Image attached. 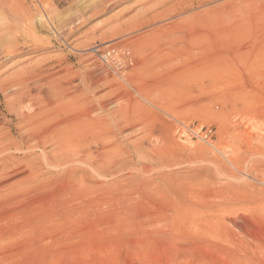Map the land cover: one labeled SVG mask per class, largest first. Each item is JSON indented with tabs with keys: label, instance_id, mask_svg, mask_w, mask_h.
I'll return each mask as SVG.
<instances>
[{
	"label": "rangeland",
	"instance_id": "374dc122",
	"mask_svg": "<svg viewBox=\"0 0 264 264\" xmlns=\"http://www.w3.org/2000/svg\"><path fill=\"white\" fill-rule=\"evenodd\" d=\"M6 1L25 17L20 21L7 8L0 13V50L13 46L0 57V264H181L166 261L160 237L171 231L177 200L191 214L180 233L195 231L209 214L185 187L206 194L210 185L224 186L230 176H216L211 163L227 161L231 150L245 152L246 132H264V32L202 31L214 42L203 39L188 60L183 31L190 20L228 0L207 7L189 2L186 10L174 0ZM251 43L249 64L224 63ZM208 46L221 57L223 77L214 64L200 66ZM109 48L116 54L109 59L107 53L106 61ZM92 120L99 126L90 127ZM107 129L112 134L104 141L124 149L125 157L98 144ZM30 130L43 139L20 141ZM246 154L231 182L263 189L250 168L262 157ZM233 209L236 225L194 235L193 256L204 258L202 264H226L230 256L264 264V217L257 220L242 205Z\"/></svg>",
	"mask_w": 264,
	"mask_h": 264
},
{
	"label": "bare ground",
	"instance_id": "6f19581e",
	"mask_svg": "<svg viewBox=\"0 0 264 264\" xmlns=\"http://www.w3.org/2000/svg\"><path fill=\"white\" fill-rule=\"evenodd\" d=\"M218 1V0H174L173 6H180V4L184 5L185 8H183V10H186V7L189 8L191 6H188V3L190 2L191 5H195L198 4V7H207L208 5H210L211 3ZM10 4V3H9ZM8 2L6 0H2L0 1V13L1 14H5V8H7V10L9 11L10 15L12 16H17V18H19V20L23 21L25 14L22 11V9L19 7L17 8H13L11 5H9ZM8 5V6H7ZM11 6V7H9ZM196 6V5H195ZM207 9V10H206ZM205 11L201 12V19H191L190 20V24L189 27H186L185 30L183 32H188L187 36L185 37V34L183 33L184 36H182V38H187V42L189 45H185V49L187 48V50H185V58L188 60H192L193 58H195L192 54L194 49H199L201 50V48L197 47V44L199 42H204L203 39L206 38V40L208 42L213 41V39H215V37H211V35H205V32L208 31H216L213 29H229L231 28L232 30L236 31V30H246L248 32H253L258 30V32H264V0H228L225 3H222L216 7L213 8H206ZM204 10V9H203ZM191 18V17H190ZM1 19V18H0ZM8 20V19H7ZM16 20V18H15ZM17 23V22H16ZM15 23V24H16ZM11 27V25H7L5 27V29H9ZM174 33V32H173ZM177 35L179 32H176ZM180 34V33H179ZM181 36V35H180ZM201 40H200V39ZM185 40V39H184ZM185 40V41H186ZM214 42V41H213ZM209 44V43H208ZM9 46V45H8ZM16 46V45H15ZM14 46V47H15ZM7 47V46H6ZM5 47V48H6ZM13 48V46H10V48L5 49L4 51L7 52H3V50H0V57H2L1 55H7L8 53L11 52V49ZM210 46H208V49H206L204 52L203 50L202 52V56H204V59L202 58L200 63L201 68H205L208 65L211 66L212 64L215 65L214 67V74L220 78V76L223 74L222 73V66H221V57L218 53H212L208 52L207 50H209ZM254 48L253 43H251V45H247V47H245V49H241L240 51H235L233 50L232 53L234 55H232V58L229 60H224L225 64H232L233 60H236V62H244V64H249L250 63V57L252 54V49ZM262 59H263V64H262V68L261 70L263 71L264 68V46L262 45ZM1 49V48H0ZM259 52V51H258ZM261 52V51H260ZM181 53H178V56L180 57ZM233 56H235V58H233ZM156 57H158V55H156ZM182 57V56H181ZM200 57V56H199ZM125 58V57H124ZM249 58V59H248ZM118 59V58H117ZM121 59V58H120ZM180 60V59H178ZM185 60V59H184ZM247 60H249V62H247ZM183 61V59H182ZM160 61H156V63H158L159 66ZM195 63V62H194ZM211 63V64H209ZM120 64V63H119ZM161 64H165L163 62H161ZM203 64V65H202ZM157 65V66H158ZM247 66V65H246ZM163 67V66H162ZM210 69V68H209ZM249 71L251 73H253V75L255 76H260L259 71H257L256 68H252L251 65L248 67ZM208 70V69H207ZM213 71V70H212ZM261 71V72H262ZM264 72V71H263ZM213 73V72H212ZM224 73V72H223ZM196 74H198L196 72ZM201 74V73H200ZM249 74V73H248ZM242 76V75H241ZM248 77V76H247ZM167 78V77H166ZM213 77V81H214ZM200 79V78H199ZM204 79V78H202ZM251 79V78H250ZM211 80V79H210ZM257 80V79H256ZM253 81V80H252ZM258 81V80H257ZM216 82V81H215ZM6 83V82H5ZM191 83V82H190ZM195 83V82H194ZM214 83V82H213ZM209 84V83H208ZM177 86V85H176ZM173 86V87H176ZM210 86V85H209ZM10 86H2L1 89L2 91L9 88ZM194 87V86H193ZM197 87V86H196ZM226 87V86H225ZM195 88V87H194ZM211 88V87H210ZM220 89V88H219ZM217 89V92L218 90ZM182 90V89H181ZM247 90V89H246ZM191 91V90H190ZM211 91V90H210ZM216 94V93H215ZM211 95V94H210ZM243 95V94H241ZM205 96H207L205 94ZM204 96V97H205ZM203 97V98H204ZM201 98V97H200ZM206 98V97H205ZM204 100H207L205 99ZM242 98V97H241ZM202 99V98H201ZM245 99V98H244ZM186 100V99H185ZM199 100V99H198ZM226 100V99H225ZM190 101V100H189ZM200 101V100H199ZM222 101V100H221ZM229 101V100H228ZM183 102V101H182ZM186 102V101H185ZM202 102V101H201ZM206 102V101H204ZM244 102V101H243ZM192 103V102H191ZM208 103V102H207ZM206 103V104H207ZM246 103V102H245ZM215 104V102H214ZM211 105V104H210ZM228 105V103L226 104ZM106 106V105H105ZM204 106V105H203ZM22 107V106H21ZM195 107V106H194ZM228 107V106H227ZM215 108V107H214ZM223 108V107H221ZM225 108V107H224ZM20 108L18 110V115L20 117V120H26V115L24 113H22L21 111H23V109ZM106 109V108H105ZM201 110V109H200ZM217 110V108L215 109ZM222 112V109H220ZM253 111V110H252ZM12 112V110H11ZM249 112V111H248ZM251 112V111H250ZM83 118V117H82ZM128 119V118H127ZM174 120V119H173ZM219 120V119H218ZM12 122V121H11ZM2 123V122H1ZM0 123V124H1ZM255 123V122H254ZM39 127L36 128L38 131H41V129L44 128L43 126V120L41 119L38 122ZM108 125V124H107ZM176 125V124H175ZM95 126L98 127L99 124L97 122L94 123V121H91L90 127ZM174 126V125H173ZM262 126V125H261ZM2 128V127H1ZM170 128V127H169ZM218 128V127H217ZM242 128V127H241ZM247 128V127H246ZM245 128V129H246ZM259 128V127H258ZM98 129V128H97ZM219 129V128H218ZM252 129V128H251ZM250 130V129H249ZM256 130V129H255ZM254 130V131H255ZM226 131V130H225ZM241 131V130H240ZM5 132V131H4ZM8 132V131H7ZM6 132V134H7ZM12 132V130H11ZM112 131H109V129H107V131H104L103 135H100L98 138V144L101 143L102 146H104L105 152L106 154H109L110 151L113 154H117L119 156H121V158L125 157L126 152H124L123 150H121L120 147L114 148L115 146L112 144V141H104L105 135H107V139H108V135L112 134ZM176 133V132H175ZM219 133V132H218ZM236 133H240V132H236ZM249 133V131H248ZM247 132L244 134L245 136H249V137H245V141L244 144L246 147H244L245 149V154L243 152H241V154L238 152V154H234L233 151L231 150L230 154L227 156L226 155V160L227 161H223L221 159H219V157L215 158V160L211 163V168L214 169L215 175L218 176L219 178H221L222 176L224 177L226 176H230L229 179H227L226 184H224V186H219L217 187L215 184V186L211 185L209 186V190L207 189L206 194L205 193H199L197 194H192V193H188V191L190 192V187H185L187 192H186V196L193 195L195 198L202 200V202L206 205V207H209L207 210L209 211V214L207 215L206 218H203L201 220V222L197 221L198 223H196V229L191 230V226H190V230H186V232H181L180 233V227L184 228H189V224L191 221V214H190V206L189 205H185L184 203H186V201L188 200V198L185 200V202H183V206L180 205L181 201L178 204V212L176 213V215L174 214L171 221L172 223L170 224V228L171 231L168 233L166 232L163 233L160 237L163 240V251L165 252V255L163 254V256H166L165 259L166 261L169 260V262H176L175 258L177 260H183V262H181V264H186L185 262V258L188 256H191L192 259L190 258V261L187 264H190L191 260H196L197 262H199V264L205 263V259L202 257H194L193 254H195V249L197 247V244H195V236L198 233H202L205 232L206 229H209V231H212L214 234H217L221 229H223L225 226L230 225V224H235V221L231 218V214H233V207L238 204V205H242L244 212L246 211V213H248L249 215H253L257 218V220L261 221V219H263L264 217V188L263 189H258L257 186H255L253 183H238L236 182H231L234 177L236 178V172H242L240 170V167L242 165V162L245 161V158L242 156H246V153H256V155L258 154L260 157H262V160L260 158L259 162H255L253 161L250 165H246L247 168H251L254 167V171L257 174H254L256 176L255 181H257V183L260 184H264V132L262 133H257L256 136H251L250 134H248ZM248 134V135H246ZM170 135V134H169ZM235 135V134H234ZM232 135V136H234ZM239 135V134H238ZM237 135V136H238ZM116 136V135H115ZM241 136V134H240ZM21 138L19 139L22 142H26V141H34V142H38L41 141L42 135L40 133H38L36 130L32 131L30 130L24 134L23 136H20ZM226 137V136H225ZM242 137V136H241ZM117 138V137H116ZM171 138V137H170ZM234 138H238V137H234ZM219 139V138H218ZM225 139V138H224ZM230 139V138H229ZM232 139V138H231ZM235 139V140H236ZM239 139V138H238ZM3 137H0V146H2L4 143L2 142ZM13 140V139H12ZM16 140V139H15ZM175 140V139H174ZM238 141V140H236ZM243 141V140H242ZM255 141V142H254ZM171 142V141H170ZM7 143V141H6ZM165 144V143H164ZM190 144V143H189ZM187 144V145H189ZM198 144V143H197ZM223 144V143H222ZM242 144V143H241ZM240 144V145H241ZM155 145V144H154ZM192 145V144H191ZM243 145V144H242ZM218 146V145H217ZM244 146V145H243ZM196 147V146H195ZM242 147V146H240ZM128 148V147H127ZM181 148V147H179ZM206 148V147H205ZM205 148L203 147H199L200 152H203V150H205ZM216 150L218 149L217 147H214ZM173 149V148H172ZM243 148L240 150L238 149V151H242L244 150ZM165 150V149H164ZM223 150V149H222ZM219 151V150H218ZM224 152V151H223ZM161 153V152H160ZM164 153V152H163ZM243 153V155H242ZM185 154V153H183ZM188 154V153H187ZM198 154V153H197ZM141 155V154H140ZM209 155V154H208ZM223 155V154H222ZM249 155V154H248ZM247 155V156H248ZM255 155V156H256ZM154 156V155H153ZM152 156V157H153ZM157 156V155H156ZM155 156V158H156ZM182 156V155H181ZM254 156V155H252ZM254 156V157H255ZM249 157V156H248ZM106 158V157H105ZM171 158V157H170ZM174 158H176L174 156ZM182 160V157H180ZM250 158V157H249ZM104 159V158H103ZM140 159V158H139ZM177 159V158H176ZM179 159V157H178ZM202 159V158H201ZM248 158H246L247 160ZM254 159V158H253ZM252 159V160H253ZM156 160V159H155ZM167 160V159H166ZM173 160V159H172ZM180 160V161H181ZM203 160V159H202ZM249 160V159H248ZM256 160H258V158H256ZM160 162V161H159ZM174 162V161H173ZM176 162H178L176 160ZM183 162V161H181ZM246 162V161H245ZM162 163V162H161ZM106 164V161L104 162V165ZM176 164V163H175ZM248 164V163H247ZM203 165V164H202ZM103 166V165H102ZM110 166V165H109ZM187 166V165H186ZM243 166V165H242ZM101 167V166H100ZM244 167V166H243ZM167 168V167H165ZM249 168V169H250ZM98 169V168H96ZM182 170V169H181ZM243 170V169H242ZM99 171V169L97 170ZM244 171V170H243ZM251 171V170H250ZM100 172V171H99ZM174 172V171H173ZM254 172V173H255ZM184 173V172H183ZM182 173V174H183ZM250 173V172H249ZM198 174V173H197ZM202 174V173H201ZM200 174V175H201ZM253 174V173H252ZM174 175V174H173ZM184 175V174H183ZM221 176V177H220ZM238 176V175H237ZM252 176V175H250ZM249 176V177H250ZM240 177V176H238ZM226 178V177H224ZM249 179V178H248ZM254 179V178H253ZM176 180V178H175ZM178 180V179H177ZM213 180V179H212ZM237 180V179H236ZM180 181V180H179ZM229 181V182H228ZM208 182H211V180H209ZM237 183V184H235ZM167 184V183H166ZM190 184V183H189ZM193 186V185H192ZM174 187V186H173ZM170 188V187H169ZM172 188V187H171ZM168 189V187H167ZM196 189V188H195ZM194 189V190H195ZM258 189V191H257ZM197 191H201V190H197ZM175 193V192H174ZM170 194V193H168ZM177 194V193H176ZM181 195V194H180ZM183 195V194H182ZM175 197V196H174ZM173 197V199H174ZM192 197V196H191ZM177 198V197H175ZM181 198V197H180ZM221 198V201L215 203V201H213L214 199H218ZM189 201V200H188ZM176 202V201H175ZM201 204V203H200ZM197 209V208H196ZM176 211V209H174ZM193 210V209H192ZM204 211V210H202ZM207 211V212H208ZM236 211V210H235ZM165 212V211H164ZM205 212V211H204ZM163 213V212H162ZM235 214V213H234ZM162 215V214H161ZM166 216V214H165ZM199 216V215H198ZM190 218V221H188ZM199 220V219H198ZM165 221H163L164 224ZM236 225V224H235ZM168 228V227H167ZM241 228V227H239ZM168 230V229H167ZM166 230V231H167ZM194 233V234H193ZM195 235V236H194ZM194 236V237H193ZM184 242L186 245H178V242ZM190 242V243H189ZM156 243V242H155ZM159 244V243H157ZM155 244V245H157ZM151 245V244H150ZM159 247V246H158ZM157 248V247H156ZM157 250V249H156ZM159 253V252H158ZM157 254V253H156ZM161 254V253H160ZM154 255V254H153ZM159 255V254H158ZM161 257H159L158 259H160ZM242 258V257H241ZM164 259V260H165ZM157 260V259H156ZM159 261V260H158ZM245 261L247 262L246 258L240 259V257L238 256H230V258L228 259V262L226 264H245ZM155 262V261H154ZM175 264V263H174ZM208 264V262H207ZM213 264V263H211Z\"/></svg>",
	"mask_w": 264,
	"mask_h": 264
},
{
	"label": "built area",
	"instance_id": "2783aa9c",
	"mask_svg": "<svg viewBox=\"0 0 264 264\" xmlns=\"http://www.w3.org/2000/svg\"><path fill=\"white\" fill-rule=\"evenodd\" d=\"M107 53H108V55H109V56H108L109 59L111 58V55L116 54L114 49L109 48V50H107V51L103 54V56H102V58H103L104 60H106L104 57L107 55ZM107 60H108V59H107ZM107 60H106V61H107Z\"/></svg>",
	"mask_w": 264,
	"mask_h": 264
}]
</instances>
